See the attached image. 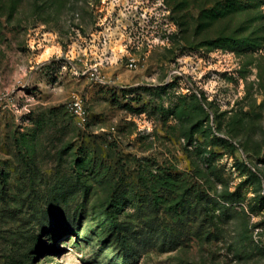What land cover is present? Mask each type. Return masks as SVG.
<instances>
[{"label": "rangeland", "instance_id": "1", "mask_svg": "<svg viewBox=\"0 0 264 264\" xmlns=\"http://www.w3.org/2000/svg\"><path fill=\"white\" fill-rule=\"evenodd\" d=\"M0 264H264V0H0Z\"/></svg>", "mask_w": 264, "mask_h": 264}, {"label": "built area", "instance_id": "2", "mask_svg": "<svg viewBox=\"0 0 264 264\" xmlns=\"http://www.w3.org/2000/svg\"><path fill=\"white\" fill-rule=\"evenodd\" d=\"M129 65L132 67V66H135V62L133 60L130 61ZM72 108L74 110V112L80 116L81 118H85V109L82 105V102H81V99L76 97L73 102H72Z\"/></svg>", "mask_w": 264, "mask_h": 264}]
</instances>
